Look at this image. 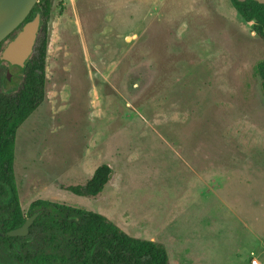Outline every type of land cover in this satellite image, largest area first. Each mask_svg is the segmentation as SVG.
Returning a JSON list of instances; mask_svg holds the SVG:
<instances>
[{
	"label": "rangeland",
	"instance_id": "1",
	"mask_svg": "<svg viewBox=\"0 0 264 264\" xmlns=\"http://www.w3.org/2000/svg\"><path fill=\"white\" fill-rule=\"evenodd\" d=\"M50 3L44 99L15 136L22 212L43 199L101 214L168 264H264V43L251 25L228 0ZM19 85L0 61V96ZM101 164L112 174L97 197L61 189ZM0 264L17 263L0 248Z\"/></svg>",
	"mask_w": 264,
	"mask_h": 264
},
{
	"label": "trees",
	"instance_id": "2",
	"mask_svg": "<svg viewBox=\"0 0 264 264\" xmlns=\"http://www.w3.org/2000/svg\"><path fill=\"white\" fill-rule=\"evenodd\" d=\"M228 2L242 22L251 23L252 31L264 43V3ZM50 9V0H38L25 19L29 21L35 12L40 13L41 38L23 68L10 66L20 79L17 91L0 96V248L17 264H168L163 246L128 236L101 214L43 199L31 202L26 214L22 212L13 169L15 136L17 128L44 99ZM255 73L264 95V60L255 65ZM4 80L7 82L6 76ZM111 174L109 165L101 164L84 184L61 189L78 197L95 198ZM34 215L27 236H7Z\"/></svg>",
	"mask_w": 264,
	"mask_h": 264
},
{
	"label": "water",
	"instance_id": "3",
	"mask_svg": "<svg viewBox=\"0 0 264 264\" xmlns=\"http://www.w3.org/2000/svg\"><path fill=\"white\" fill-rule=\"evenodd\" d=\"M37 2L38 0H0V44L13 34L0 55V61L9 66L23 68L35 51L41 15L35 12L29 21L25 22V19ZM9 77L10 72L7 70L6 78L9 80ZM35 217L36 215L26 218L22 226L7 232V236H27Z\"/></svg>",
	"mask_w": 264,
	"mask_h": 264
},
{
	"label": "built area",
	"instance_id": "4",
	"mask_svg": "<svg viewBox=\"0 0 264 264\" xmlns=\"http://www.w3.org/2000/svg\"><path fill=\"white\" fill-rule=\"evenodd\" d=\"M251 264H257V261L255 259H252Z\"/></svg>",
	"mask_w": 264,
	"mask_h": 264
},
{
	"label": "flooded vegetation",
	"instance_id": "5",
	"mask_svg": "<svg viewBox=\"0 0 264 264\" xmlns=\"http://www.w3.org/2000/svg\"><path fill=\"white\" fill-rule=\"evenodd\" d=\"M6 76V75H5ZM7 82H9V80L7 79Z\"/></svg>",
	"mask_w": 264,
	"mask_h": 264
}]
</instances>
